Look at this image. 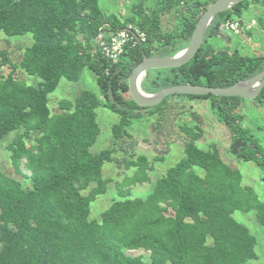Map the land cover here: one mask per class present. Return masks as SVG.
<instances>
[{"label": "trees", "instance_id": "16d2710c", "mask_svg": "<svg viewBox=\"0 0 264 264\" xmlns=\"http://www.w3.org/2000/svg\"><path fill=\"white\" fill-rule=\"evenodd\" d=\"M214 1L162 0L154 10L134 6L120 22L102 13L99 0H0V32L6 37L31 34L32 44L24 48L17 66L40 80L30 86L13 72L0 76V141L13 134L6 151L14 173L25 180L0 170V264H244L257 259L256 238L233 214L253 211L264 226V203L242 185L241 173L222 161L215 146L201 150L195 145L202 135L198 125L196 133L182 129L189 138L184 158L156 180L145 198H130L132 186L152 183V164L145 156L119 162L112 149L89 151L99 133V106L119 116L112 127L115 141L129 137L125 129L133 119L161 112L167 97L154 107L137 106L128 96V76L143 56L172 57L186 48L197 21ZM251 5L264 7V0H245L216 14L195 56L176 68L147 71L141 89L155 93L183 84L226 88L264 70V55H243L216 42L221 24L241 18ZM172 14L176 21L169 29L162 19ZM128 25L139 28L145 42L125 47L110 63L94 40L99 32ZM0 57V67L16 68L5 52ZM84 69L95 76L101 99L84 90L70 101H59V112L52 113L48 96L61 79L77 82ZM169 97L208 101L232 141L246 143L238 152L242 160L264 170L258 129L255 135L243 131L241 98ZM254 101L264 110V87ZM105 163L134 171L114 182L122 199L90 218L91 204L112 182L102 177ZM138 250L149 253L148 262L126 254Z\"/></svg>", "mask_w": 264, "mask_h": 264}, {"label": "rangeland", "instance_id": "374dc122", "mask_svg": "<svg viewBox=\"0 0 264 264\" xmlns=\"http://www.w3.org/2000/svg\"><path fill=\"white\" fill-rule=\"evenodd\" d=\"M162 0H99V9L111 21L123 22L132 12L133 7L138 6L143 10L146 7L155 9L154 6ZM179 9V8H178ZM235 19V16L232 17ZM247 22L254 21L255 26L250 29V36L241 33L239 35L227 31H221L217 38L218 47H228L230 51L237 48L241 54L249 56L264 55V7L251 5L241 17ZM174 14L162 19L164 27L171 28ZM32 44L31 34L17 37H6L0 32V52H5L10 64L16 66L11 71L9 65L0 67V76H7L13 72V76L27 85L37 86L38 77L27 75L18 68L24 48ZM188 46V45H187ZM2 58L0 57V63ZM151 73H155L152 71ZM142 81V80H141ZM90 91L101 99L95 83V76L84 69L77 82H69L65 79L59 81L58 86L48 96V107L52 113H58L57 104L61 100H72L82 91ZM149 94V93H148ZM128 100V98H127ZM103 101V100H102ZM165 103V104H164ZM159 113L149 117L133 119L125 129L129 137L115 141L112 138V127L118 124L119 116L112 111L99 106L95 109L96 122L99 128L98 136L89 149L91 154H97L102 150H114L113 156L117 161L135 158L137 155L145 156L152 164V172L149 173L150 183L136 184L130 188V198H145L152 190L157 179L180 159L184 158V145L189 141L182 129H192L196 133L195 125L201 130V137L195 145L201 150H208L212 146L218 149L220 158L228 166L237 169L241 173L242 185L250 186L264 203V170L253 162H244L240 154L233 156L230 147L233 143L229 129L217 121L216 115L209 107L208 101L186 100L181 97H167ZM240 112L243 116V131L256 132L257 138L264 148V110L254 100L242 99ZM136 113H140L136 112ZM13 134H8L0 141V170L7 176L13 177L24 183L22 176L14 173L9 161L6 145L11 141ZM243 142V141H242ZM244 148V147H241ZM239 148V150L241 149ZM238 150V152H239ZM155 157L163 160L155 161ZM133 169L125 170L117 163H105L102 168V177L112 179L107 186V191L99 195L91 204L90 218H98L99 214L115 200H121L115 189V181H121L123 177L131 176ZM25 174H29L24 171ZM202 175L201 172H199ZM27 183V181H26ZM25 186H29V183ZM233 217L239 223L246 226L249 232L256 238V260L244 264H264V226L256 220L255 212H235ZM130 256H142L148 262L149 253L144 250L126 252Z\"/></svg>", "mask_w": 264, "mask_h": 264}, {"label": "water", "instance_id": "95a60500", "mask_svg": "<svg viewBox=\"0 0 264 264\" xmlns=\"http://www.w3.org/2000/svg\"><path fill=\"white\" fill-rule=\"evenodd\" d=\"M243 1L245 0H216L212 2L197 21L189 39L188 46L172 57L143 56L142 61L132 69L127 79L128 96L130 99L137 106L144 108L154 107L166 97L175 94L193 96H205L211 94L219 97H239L245 100H254L264 87V70L251 78L238 81L232 86L226 88L183 84L165 87L155 93L148 94L140 87L141 80L147 71L176 68L189 62L198 52L204 38L205 30L209 26L212 18L216 14L226 11ZM109 99L112 104L118 109H121L118 103L115 102L110 95ZM245 146V142L235 141L230 147V152L233 156H237L239 148Z\"/></svg>", "mask_w": 264, "mask_h": 264}, {"label": "built area", "instance_id": "2783aa9c", "mask_svg": "<svg viewBox=\"0 0 264 264\" xmlns=\"http://www.w3.org/2000/svg\"><path fill=\"white\" fill-rule=\"evenodd\" d=\"M221 29L237 33L240 29V23L237 20L226 21L221 25ZM144 40L145 35L142 31L128 26L113 32H100L95 38V43L101 54L111 63H114L126 46L134 48L142 44Z\"/></svg>", "mask_w": 264, "mask_h": 264}, {"label": "clouds", "instance_id": "9594fccd", "mask_svg": "<svg viewBox=\"0 0 264 264\" xmlns=\"http://www.w3.org/2000/svg\"><path fill=\"white\" fill-rule=\"evenodd\" d=\"M238 21L239 23H240V29H239V31L237 32V33H233V32H231V33H233V34H237V35H239V34H241V33H243V31H247V32H249L250 31V29H252L254 26H255V22L254 21H250V22H247V21H245L244 19H242V18H235V19H233V20H227V21ZM223 24V23H222ZM221 24V25H222ZM128 26H131V27H134L135 28V26H132V25H128ZM128 26H126V27H124V28H121V29H125V28H127ZM137 29H139V28H137ZM116 30H120V29H116ZM140 30V29H139ZM113 31H115V30H105V31H102V32H104V33H107V32H113ZM141 31V30H140ZM223 31H225V30H223ZM227 32H230V31H227ZM100 33V32H99ZM98 33V34H99ZM145 35V34H144ZM145 39H146V37H145ZM144 42H145V40H144ZM143 42V43H144ZM94 43H95V40H94ZM142 43V44H143ZM141 45V44H140ZM95 46H97L96 45V43H95ZM138 46V45H137ZM127 47V46H126ZM98 48V47H97ZM99 50V49H98ZM124 50V49H123ZM100 51V50H99ZM123 52V51H122ZM101 53V52H100ZM178 53V52H177ZM122 54V53H121ZM120 54V55H121ZM119 55V56H120ZM103 56V55H102ZM104 57V56H103ZM105 58V57H104ZM119 58V57H118ZM118 60V59H117ZM111 63V62H110ZM115 63V62H114ZM144 78V77H143ZM142 78V79H143ZM149 94H152V93H149ZM238 141H240V140H238ZM235 142V141H234ZM242 142V141H241Z\"/></svg>", "mask_w": 264, "mask_h": 264}]
</instances>
